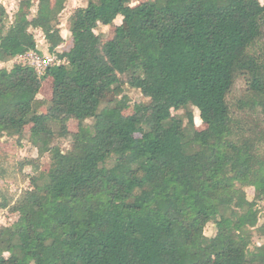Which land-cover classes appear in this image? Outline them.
Wrapping results in <instances>:
<instances>
[{
	"label": "trees",
	"instance_id": "1",
	"mask_svg": "<svg viewBox=\"0 0 264 264\" xmlns=\"http://www.w3.org/2000/svg\"><path fill=\"white\" fill-rule=\"evenodd\" d=\"M87 1L63 53L67 0H38L35 13L27 0L12 20L0 6V62L42 56L34 31L61 61L42 75L22 61L0 69V141L29 128L50 158L47 172L25 162L30 189L0 205L19 215L0 229V264H264V244L252 248L264 238V59L253 51L264 4ZM119 17L111 39L96 33ZM46 80L50 101L39 98ZM239 80L245 91L231 101ZM123 83L149 102L132 106Z\"/></svg>",
	"mask_w": 264,
	"mask_h": 264
},
{
	"label": "rangeland",
	"instance_id": "2",
	"mask_svg": "<svg viewBox=\"0 0 264 264\" xmlns=\"http://www.w3.org/2000/svg\"><path fill=\"white\" fill-rule=\"evenodd\" d=\"M35 2V6L32 9V12L35 13L37 9L38 0H32ZM148 0H131V6H137L140 3L146 2ZM264 4V0H259ZM87 0H67L65 4V10L60 18V28L62 31V36L65 39L64 44L58 49L60 53L68 52L72 48V39L69 33L70 29V17L74 11L78 8L86 7ZM4 6L9 19L12 20L14 15L20 11L27 10V0H0V6ZM123 20L119 17L114 26L112 27H103L100 26L96 31L97 34L103 35L105 40L111 39L114 35V29L116 26L122 25ZM37 43L41 50H47L41 41L43 36L38 32H34ZM47 45V44H46ZM48 47V46H47ZM253 51L260 55L264 59V41L259 42L254 48ZM47 54H42V56H53L46 51ZM54 57V56H53ZM14 64H10L7 67H13ZM1 67V65H0ZM3 67V66H2ZM125 93L129 96L131 100V105L134 104H147L149 101L143 97L140 91L130 88L128 85L123 83ZM245 91V82L239 80L236 84V88L231 96V101L237 100L240 96L243 95ZM52 96L51 81L46 80L43 83V87L39 98L45 101H50ZM112 99V95H107L106 100L109 101ZM195 116V125L198 130L205 129V125L199 118V112L196 109H192ZM43 111H46L43 109ZM174 115L184 116L185 111L174 112ZM66 123L70 133H76L78 131L79 123L74 118H66ZM88 124H92V121H87ZM29 128H26L24 131V136L22 139L17 138H8L5 137L0 141V205L5 202H10L12 207L21 197V195L30 189L31 182L30 178L34 174V170L30 166L23 167L22 165L31 160L37 161L42 171H48L50 168V158L46 154L43 157L39 158L38 148L35 146V143L30 135ZM54 144L61 147L64 152H67L71 149V138H61L57 136L55 138ZM247 196L250 200H253L255 197V191L252 188L246 189ZM258 209L260 210V225L264 224V202L258 203ZM19 220V215L11 212V209H0V229L2 227L12 226ZM205 234L208 237H212L215 234V228L213 224H209L206 227ZM264 244V238L256 235L253 239V247L260 246Z\"/></svg>",
	"mask_w": 264,
	"mask_h": 264
},
{
	"label": "built area",
	"instance_id": "3",
	"mask_svg": "<svg viewBox=\"0 0 264 264\" xmlns=\"http://www.w3.org/2000/svg\"><path fill=\"white\" fill-rule=\"evenodd\" d=\"M22 62L34 67L40 75H42L49 67L61 64V61H59L55 56L44 57L36 52H31L27 56L23 57Z\"/></svg>",
	"mask_w": 264,
	"mask_h": 264
},
{
	"label": "crops",
	"instance_id": "4",
	"mask_svg": "<svg viewBox=\"0 0 264 264\" xmlns=\"http://www.w3.org/2000/svg\"><path fill=\"white\" fill-rule=\"evenodd\" d=\"M2 6H3V5H2ZM3 7H4V6H3ZM4 8H5V7H4ZM34 32H38L39 34H41V36H43V34H42L41 31H34ZM41 44H43V46H45V48L48 50V47H47L46 42H45V40H44V36H43V40L41 41ZM47 50H45V51L41 50L40 47H39V44H38V51L41 52V54H47V53H46ZM19 61H22V58H20V59H16V60H14V61H10V62H7V63H2V62H0V65H1L0 69L3 68V67L8 68V67H7L8 65H10V64H14V65H15V64L18 63ZM14 65H13V66H14ZM2 66H3V67H2ZM11 68H13V67H10V68H8V69H11Z\"/></svg>",
	"mask_w": 264,
	"mask_h": 264
},
{
	"label": "clouds",
	"instance_id": "5",
	"mask_svg": "<svg viewBox=\"0 0 264 264\" xmlns=\"http://www.w3.org/2000/svg\"><path fill=\"white\" fill-rule=\"evenodd\" d=\"M8 254L7 253H5V256H7Z\"/></svg>",
	"mask_w": 264,
	"mask_h": 264
}]
</instances>
